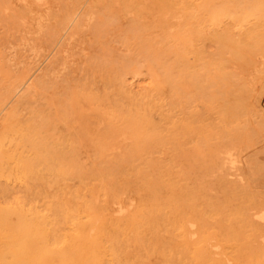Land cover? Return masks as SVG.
<instances>
[{
  "label": "rangeland",
  "instance_id": "374dc122",
  "mask_svg": "<svg viewBox=\"0 0 264 264\" xmlns=\"http://www.w3.org/2000/svg\"><path fill=\"white\" fill-rule=\"evenodd\" d=\"M244 1L0 0V264H19L21 248L23 264H264V3L247 11ZM112 142L119 147L106 150Z\"/></svg>",
  "mask_w": 264,
  "mask_h": 264
},
{
  "label": "bare ground",
  "instance_id": "6f19581e",
  "mask_svg": "<svg viewBox=\"0 0 264 264\" xmlns=\"http://www.w3.org/2000/svg\"><path fill=\"white\" fill-rule=\"evenodd\" d=\"M243 1H244V0H243ZM246 1L248 2V0H246ZM86 2H87V1H86ZM210 2H211V1H210ZM240 2H241V0H240ZM238 3H239V2H237V4H238ZM245 3H246V2L244 1V4H245ZM248 3H250V1H249ZM248 3H247V4H248ZM263 3H264V0H251V6L249 5L248 7H246V8H247V11H249V10H251V9H255L256 11H259L260 8L262 7ZM169 4H170V3H169ZM237 4H236V6H237ZM244 4H242V2H241L240 6L242 7ZM183 6H184V5H183ZM238 6H239V4H238ZM245 6H246V4H245ZM34 7H35V6H34ZM48 7H49V6H48ZM263 7H264V6H263ZM171 8H172V7H171ZM236 8H238V7H236ZM239 8H240V7H239ZM239 8H238V9H239ZM32 9H33V8H32ZM161 9H162V8H161ZM185 9H186V8H185ZM188 9H189V8H188ZM208 9H209V7H208ZM213 9H215V8H213ZM168 10H169V9H168ZM206 10H207V9H206ZM221 10H222V9H221ZM239 10H240V9H239ZM33 11H34V10H33ZM43 11H44V10H43ZM162 11H163V10H161V12H162ZM243 11H245V10H243ZM44 12H45V11H44ZM163 12H164V11H163ZM229 13H230V12H229ZM248 13H249V12H248ZM35 14H36V13H35ZM35 14H34V15H35ZM206 14H207V13H206ZM227 14H228V12H227ZM230 14H231V13H230ZM232 14H233V13H232ZM232 14H231V15H232ZM260 14H261V13H260ZM260 14H259V15H260ZM263 14H264V13H263ZM233 15H234V14H233ZM235 15H236V14H235ZM46 16H47V14H46ZM228 16H229V15H228ZM256 16H257V13H256ZM261 16H262V15H261ZM42 17H43V16H42ZM233 17H234V16H233ZM235 17H236V16H235ZM235 17H234V18H235ZM257 17H258V16H257ZM70 18H71V17H70ZM72 18H74V17H72ZM87 18H88V17H87ZM245 18H246V17H245ZM46 19H47V18H46ZM74 19H75V18H74ZM236 19L239 20L238 17H237ZM42 20H43V19H42ZM44 22H45V21H44ZM212 25H213V24H212ZM15 26H16V25H15ZM68 26H69V25H68ZM86 26H87V25H86ZM209 31H210V30H209ZM65 32H66V31H65ZM28 33H29V32H28ZM42 34H43V33H42ZM74 35H75V34H74ZM28 36H29V35H28ZM202 37H203V35H202ZM51 39H52V38H51ZM81 39H82V38H81ZM23 41H24V39H23ZM28 41H29V40H28ZM33 46H34V45H33ZM65 47H66V46H65ZM12 48H13V47H12ZM33 48H34V47H33ZM49 48H50V46H49ZM52 50H53V49H52ZM65 50H66V49H65ZM36 51H37V50H36ZM52 53H53V52H52ZM144 53H145V52H144ZM16 54H17V53H16ZM68 58H69V57H68ZM68 58H67V59H68ZM4 62H6V61H4ZM4 65H5V64H4ZM39 66H40V65H39ZM38 70H39V69H38ZM60 70H61V69H60ZM17 71H18V70H17ZM43 71H44V70H43ZM20 72H21V71H20ZM12 74H13V73H12ZM13 75H15V73H14ZM17 75H19V74L17 73ZM33 76H34V75H33ZM11 77H13V76H11ZM16 77H18V76H16ZM16 77H15V78H16ZM28 77H29V76H28ZM5 78H6V77H5ZM18 78H19V77H18ZM10 79H11V78H10ZM4 80H5V79H4ZM7 80H8V79H7ZM13 80H14V79H13ZM19 82H20V81H19ZM22 82H23V81H21L20 83H16L17 86H18V84H21ZM23 83H24V82H23ZM29 83H30V82H29ZM36 83H37V82H36ZM40 83H41V82H40ZM40 83H39V81H38V85H40ZM16 84H15V85H16ZM41 84H42V83H41ZM9 85L11 86V84H9ZM15 85H14V86H15ZM35 85H36V84H35ZM72 85H73V84H72ZM6 86H7V84H6ZM21 86H22V85H21ZM29 86H30V85H29ZM31 86H32V85H31ZM31 86L28 87V89L31 88ZM25 87H26V86H25ZM32 87H33V86H32ZM8 88H9V86H8ZM18 88H19V87H18ZM20 88H21V87H20ZM3 89H4V88H3ZM14 89H15V87H14ZM22 89H23V88H22ZM28 89H26V91H27ZM42 89H43V88H42ZM8 90H9V89H8ZM15 90H16V89H15ZM29 90H30V89H29ZM11 91H12V90H11ZM11 91H10V92H11ZM19 91H20V90H19ZM21 91H22V90H21ZM26 91H25V92H26ZM31 91H34V90H31ZM37 91H38V90H37ZM50 91H51V89H50ZM1 92H2V91H1ZM4 92H6V90H5ZM7 92H8V91H7ZM28 92H29V91H28ZM41 92H42V90H41ZM2 93H3V92H2ZM8 93H9V92H8ZM11 93H12V92H11ZM15 93H17V92H14V95H15ZM21 93H22V92H21ZM21 93H20V94H21ZM32 93H34V92H32ZM6 94H7V93H6ZM9 94H10V93H9ZM20 94H19L18 96L25 95V94H21V95H20ZM29 94H30V93H28V95H29ZM34 94H36V93H34ZM1 95H2V97H3V95H5V93H4V94H1ZM52 95H54V94H52ZM106 95H107V94H106ZM5 96H6V95H5ZM8 96H10V95H8ZM12 96H13V95H12ZM12 96H11V98H12ZM40 96H41V95H40ZM42 96H43V95H42ZM47 96H49V95H47ZM25 97H27V96H25ZM43 97H44V96H43ZM50 97H51V96H50ZM90 97H91V96H90ZM23 98H24V96H23ZM40 98H41V97H40ZM47 98H48V97H47ZM57 98H58V97H57ZM52 99H53V98H52ZM2 100H5V98H2ZM20 100H22V99H20ZM38 100L40 101L41 99L38 98L36 101H38ZM53 100H55V99H53ZM9 101H10V100H9ZM24 101H28V100L26 99V100H24ZM57 101L60 102L58 99H57ZM165 101H166V100H165ZM21 102H23V100H22ZM42 102H43V101H42ZM42 102H41V103H42ZM157 102H158V101H157ZM0 103H1V101H0ZM2 103H3V102H2ZM8 103H9V102H8ZM8 103H7V104H8ZM26 103H27V102H26ZM74 103H76V102H74ZM110 103H111V102H110ZM3 104L5 105L6 102L3 103ZM28 104H29V102H28ZM30 104H32V103H30ZM76 104H77V103H76ZM56 105H57V104H56ZM77 105H78V104H77ZM83 105H84V104H83ZM162 105H163V104H162ZM5 106H6V105H5ZM22 106H24V105H22ZM28 106H29V105H28ZM43 106H44V105H43ZM64 106H65V105H64ZM85 106H86V105H85ZM88 106H89V105H88ZM1 107H2V106H1ZM3 107H4V106H3ZM26 107H27V106H26ZM26 107H24L23 109L25 110ZM55 107H56V106H55ZM60 107H61V106H60ZM62 107H63V106H62ZM97 107H98V105H97ZM27 108H29V107H27ZM36 108H37V107H36ZM36 108H35V109H36ZM52 108H53V107H52ZM57 108H58V107H57ZM112 108H113V107H112ZM2 109H3V108H2ZM47 109H48V108H47ZM55 109H56V108H55ZM55 109H54V111H55ZM59 109L62 110L61 108H59ZM164 109H165V108H164ZM30 110H31V109H30ZM60 110H59V111H60ZM103 110H104V109H103ZM16 111H17V110H16ZM31 111H32V110H31ZM44 111H45V110H44ZM52 111H53V109H52ZM67 111H68V110H67ZM67 111H66V112H67ZM0 112H1V110H0ZM28 112H29V111H28ZM37 112H38V111H37ZM103 112H105V111H103ZM109 112H110V111H109ZM135 113H136V111H135ZM30 114H31V113H30ZM40 114H41V113H40ZM43 114H44V113H43ZM63 114H64V113H63ZM141 114H142V113H141ZM28 115H29V114H28ZM31 115H32V114H31ZM33 115H34V114H33ZM33 115H32V116H33ZM38 115H39V114H38ZM46 115H47V114H46ZM52 115H53V114H52ZM107 115H108V114H107ZM107 115H106V116H107ZM121 115H122V114H121ZM139 115H140V114H139ZM139 115H138V116H139ZM144 115H145V114H144ZM1 116H2V115H1ZM34 116H37V115H34ZM106 116H105V117H106ZM37 117H38V116H37ZM37 117H35L34 119H36ZM48 117H49V115H48ZM60 117H61V115H60ZM67 117H68V115H67ZM69 117H70V116H69ZM136 117H137V116H136ZM145 117H146V116H145ZM148 118H149V117H148ZM0 119H1V118H0ZM34 119L32 118V120H34ZM43 119H44V118H43ZM48 119H49V118H48ZM133 119H134V118H133ZM133 119H132V120H133ZM138 119L140 120V118H138ZM141 119H142V118H141ZM26 120H27V118H26ZM62 120H63V119H62ZM69 120H70V119H69ZM106 120H108V119H106ZM11 121H12V120H11ZM30 121H31V120H30ZM30 121H28V122H30ZM35 121H36V120H35ZM41 121H42V119L40 120V122H41ZM108 121H111V120H108ZM130 121H131V120H130ZM63 122H64V121H62V123H63ZM98 122H99V121H98ZM135 122H136V121H135ZM152 122H153V121H152ZM36 123H39V122H36ZM41 123H43V122H41ZM47 123H49V120H48ZM65 123H67V122H65ZM70 123H71V120H70ZM125 123H126V122H125ZM140 123H141V122H140ZM34 124H35V123H34ZM34 124H33V127H34ZM129 124L132 126V124H131L130 122H129ZM138 124H139V123H138ZM35 125H37V124H35ZM38 125L40 126L41 124L39 123ZM52 125H54L53 122H52ZM153 125H154V124H153ZM41 126H42V125H41ZM57 126H58V125H57ZM57 126H56V127H57ZM80 126H81V124H80ZM89 126H90V125H89ZM127 126H128V124H127ZM127 126L125 125V128H126ZM33 127H32V128H33ZM43 127H45V126L43 125ZM51 127H52V126H51ZM71 127H72V126H71ZM86 127H87V126H86ZM150 127H151V126H150ZM30 128H31V127H30ZM34 128H35V127H34ZM38 128H39V130L41 129V132H42V128H40V127H38ZM95 128H96V127H95ZM110 128H113V127L110 126ZM122 128H123V127H122ZM122 128H118V129L121 130ZM155 128H156V127H155ZM13 129H14V128H13ZM35 129H36V128H35ZM53 129H54V128H53ZM74 129H75V128H74ZM78 129H79V128H78ZM78 129H77V130H78ZM83 129H84V128H83ZM90 129H91V128H90ZM126 129H127V128H126ZM128 129H129V128H128ZM130 129H131V128H130ZM151 129H152V128H151ZM32 130H33V129H32ZM32 130H31V131H32ZM39 130H38V131H39ZM48 130H50V128H49ZM113 130H114V129H113ZM29 131H30V130H29ZM75 131H76V130H75ZM116 131H117V130H116ZM150 131H152V130H150ZM150 131H149L148 133H150ZM193 131H194V130H193ZM46 132H47V131H46ZM46 132H45V133H46ZM48 132H49V131H48ZM81 132H82V131H81ZM83 132H84V131H83ZM111 132H112V131H111ZM111 132H110V133H111ZM155 132H156V130H155ZM157 132H158V131H157ZM23 133H24V132H23ZM27 133H28V132H27ZM42 133H43V132H42ZM45 133H43V134H45ZM70 133H71V132H70ZM84 133H85V132H84ZM116 133H117V132H116ZM121 133H122V132H121ZM130 133H131V132H130ZM148 133H146V134H148ZM151 133H152V132H151ZM11 134H12V133H11ZM16 134H17V133H16ZM29 134H30V133H29ZM82 134H83V133H82ZM106 134H107V133H106ZM132 134H133V133H132ZM132 134H131V135H132ZM134 134H136V133H134ZM160 134H161V133H160ZM14 135H15V134H14ZM24 135H26V134H24ZM39 135H40V134H38V136H39ZM69 135H70V134H69ZM71 135H72V134H71ZM71 135H70V136H71ZM107 135H108V137H111L112 135H113V137L116 136V134H113V133H111V134H107ZM107 135H106V136H107ZM151 135H154V133L151 134ZM155 135H157V137L159 136L158 134H155ZM36 136H37V135H36ZM40 136H41V135H40ZM42 136H43V135H42ZM81 136H83V135H81ZM85 136H86V135H85ZM102 136H103V135H102ZM102 136H101V138H102ZM104 136H105V135H104ZM119 136H120V135H119ZM22 137H23V136H22ZM28 137H29V136H28ZM49 137H51V136H49ZM79 137H80V134H79ZM108 137H107V138H108ZM113 137H112V138H113ZM134 137H136V136H134ZM153 137H156V136H153ZM160 137H161V136H160ZM162 137H163V136H162ZM5 138H6V137H5ZM36 138H37V137H36ZM95 138H96V137H95ZM145 138H147V137H145ZM145 138H144V139H145ZM158 138H159V137H158ZM167 138H168V137H167ZM16 139H17V138H16ZM27 139H28V138H27ZM62 139H63V138H62ZM71 139H72V138H71ZM136 139H137V138H136ZM151 139H152V138H151ZM151 139H150V140H151ZM154 139H156V138H154ZM159 139H161V138H159ZM33 140H34V139H33ZM49 140H50V139H49ZM55 140H56V139H55ZM60 140H61V139H60ZM91 140H92V139H91ZM93 140H94V138H93ZM120 140H121V139H120ZM120 140H119V141H120ZM145 140H146V139H145ZM157 140H158V139H157ZM38 141H40V140H38ZM87 141H88V140H87ZM94 141H96V140H94ZM101 141H102V140H100V143H101ZM103 141H104V140H103ZM113 141H114V140H113ZM121 141H122V140H121ZM151 141H152V140H151ZM154 141H155V140H154ZM48 142H49V141H48ZM51 142H52V140H51ZM62 142H63V140H62ZM73 142H74V141H73ZM129 142H130V141H129ZM146 142H147V141H146ZM149 142H150V141H149ZM156 142H157V141H156ZM161 142H162V140H161ZM24 143H25V142H24ZM34 143H35V142H34ZM36 143H37V140H36ZM45 143H47V142H46V137H45ZM58 143H59V142H58ZM83 143H84V142H83ZM85 143H86V142H85ZM118 143H119V142H118ZM118 143H116V142H112V143L108 144L107 146H105V147H106L105 149H106V150H110V149L115 150L116 148L119 147ZM140 143H142V142H140ZM144 143H145V142H144ZM154 143H155V142H154ZM8 144H9V143H8ZM37 144H38V143H37ZM41 144H42V143H41ZM41 144H40V149H41V147L43 146V145L41 146ZM53 144H55V143H53ZM87 144H88V143H87ZM120 144H121V143H120ZM124 144H125V143H124ZM181 144H182V143H181ZM18 145H19V144H18ZM32 145H33V144H32ZM57 145H58V144H57ZM70 145H71V144H70ZM89 145H90V144H89ZM104 145H105V144H104ZM122 145H123V144H122ZM122 145H121V146H122ZM149 145H151V144H149ZM149 145L147 144L146 147L148 148ZM33 146H34V145H33ZM35 146H37V145L35 144ZM46 146H47V144H46ZM75 146H76V144H75L74 147H73L74 149H76ZM123 146H124V145H123ZM50 147H51V146H50ZM56 147H58V146H56ZM56 147H55V148H56ZM71 147H72V145H71ZM82 147H83V145H82ZM91 147H92V146H91ZM125 147H126V146H125ZM146 147H145V148H146ZM16 148H17V146H16ZM33 148H34V147H33ZM36 148H37V147H36ZM43 148H44V147H43ZM43 148H42V149H43ZM101 148H102V147H101ZM147 148H146V149H147ZM153 148H154V146H153ZM155 148H156V146H155ZM155 148H154L153 150H156ZM11 149H12V148H11ZM34 149H35V148H34ZM132 149H133V147H132ZM135 149H136V148H135ZM146 149H145V151H146ZM149 149H150V148H149ZM149 149H148V150H149ZM151 149H152V148H151ZM151 149H150V150H151ZM158 149H159V148H158ZM44 150H45V149H44ZM47 150H49V149H48V146H47ZM51 150H53V149H50V150H49V153H50ZM70 150H71V149H70ZM82 150H83V149H82ZM87 150H88V149H87ZM87 150H85V151H83V152H81V153H80V152L77 153V151H76V153H75L76 159H77L78 161H79V160H82V159H87V158H88V154H89V152H88ZM97 150H98V149H97ZM100 150H102V149H100ZM123 150H124V148H123ZM148 150H147V151H148ZM3 151H4V150H3ZM9 151H10V150H9ZM56 151H57V150H56ZM61 151H62V148H61ZM61 151H60V152H61ZM66 151H67V150H66ZM89 151H90V150H89ZM38 152H39V151H38ZM46 152H47V151H46ZM52 152H54V151H52ZM63 152H64V151H62V154H60L61 156H65V154H64ZM70 152H71V151H70ZM92 152L97 153L96 151H92ZM112 152H113V151H112ZM112 152H111V153H112ZM114 152H115V151H114ZM116 152H117V151H116ZM116 152H115V153H116ZM121 152H122V148H121ZM125 152H126V150H125ZM18 153H19V152H18ZM39 153H41V152H39ZM104 153H105V152H104ZM119 153H120V152H119ZM133 153H134V152H133ZM143 153H144V151H143ZM69 154H70V153H69ZM100 154H101V153H100ZM13 155H14V154H13ZM37 155H39V154H37ZM42 155H43V154H42ZM44 155H45V154H44ZM52 155H54V157L56 156L55 153L52 154ZM57 155H58V154H57ZM71 155H72V152H71ZM73 155H74V154H73ZM120 155H121V154H120ZM139 155H141V154H139ZM34 156H35V155H34ZM61 156H60V157L58 156V157L61 158ZM69 156H70V155H69ZM93 156H94V155H93ZM116 156H117V155H115V157H116ZM130 156H131V155H130ZM134 156H135V155H134ZM37 157H38V156H37ZM50 157H52V156H50ZM54 157H53V158H54ZM66 157H67V156H66ZM105 157H106V156H105ZM107 157H108V156H107ZM135 157H136V156H135ZM135 157H134V158H135ZM119 158H121V157H119ZM127 158H128V157H127ZM137 158H139V156H138ZM17 159H18V158H17ZM38 159H39V158H37V160H38ZM64 159H65V158H64ZM106 159H107V158H106ZM116 159H117V158H116ZM125 159H126V158H125ZM128 159H129V158H128ZM42 160H43V159H42ZM47 160H48V157H47ZM65 160H66V159H65ZM91 160H94V159L91 158ZM113 160H114V159L112 158V161H113ZM131 160H132V159H131ZM135 160H136V159H135ZM54 161H55V158H54ZM66 161H67V160H66ZM70 161H71V160H70ZM101 161H102V160H101ZM114 161H115V160H114ZM125 161H126V160H125ZM128 161L130 162V159H129ZM128 161H127V162H128ZM38 162H39V161H38ZM42 162H43V161H42ZM42 162H41V163H42ZM47 162H48V161H47ZM56 162H57V160H56ZM56 162H55V163H56ZM62 162H64V161H62ZM62 162H61V163H62ZM132 162H134V161H132ZM150 162H151V161H150ZM159 162H160V161H159ZM159 162H158V163H159ZM8 163H9V162H8ZM33 163H34V162H33ZM35 163H36V162H35ZM35 163H34L32 166H34ZM41 163H40V164H41ZM49 163L51 164V162H48V165H49ZM55 163H54V165L57 166L58 164H55ZM61 163H59V164H61ZM65 163H66V162H65ZM87 163H88V162H87ZM97 163H99V162H97ZM2 164H3V163H2ZM44 164H45V163H44ZM44 164H43V165H44ZM46 164H47V163H46ZM66 164H67V163H66ZM69 164H70V163H69ZM88 164H89V163H88ZM102 164H103V165H106V164H104L103 162L101 163V165H102ZM108 164H109V161H108ZM110 164H113V163L110 161ZM110 164H109V165H110ZM156 164H157V162H156ZM19 165H20V164H19ZM29 165H30V164H28V166H29ZM52 165H53V164H52ZM52 165H51V166H52ZM70 165H71V164H70ZM74 165H77V164L75 163ZM90 165H92V164H90ZM101 165H100V166H101ZM109 165H108V166H109ZM121 165H123V163H122ZM132 165H133V164H132ZM146 165H147V164H146ZM160 165H161V164H160ZM180 165H181V164H180ZM199 165H200V164H199ZM199 165H198V166H199ZM28 166H27V168H28ZM61 166H62V165H61ZM61 166H60V167H61ZM66 166H67V165H66ZM123 166H124V165H123ZM49 167H50V166H49ZM62 167H63V166H62ZM85 167H86V166H85ZM97 167H98V166H97ZM97 167H96V169H97ZM111 167H114V166L112 165ZM117 167H120V164H119V166L117 165ZM117 167H116V168H117ZM141 167H142V166H141ZM199 167H200V166H199ZM24 168H26V166H24ZM50 168H51V167H50ZM52 168H53V170H52V169H51V170H52V173H53L55 170H54V167H52ZM78 168H79V167H78ZM80 168H81V167H80ZM98 168H99V167H98ZM116 168H114L115 171H116ZM121 168H122V167H121ZM123 168H124V167H123ZM127 168H128V167H127ZM159 168H161V167H159ZM164 168H165V167H164ZM33 169H34V168H33ZM36 169H37V168H36ZM38 169H39V168H38ZM44 169H45V168H44ZM44 169H43V170H44ZM69 169H70V168H69ZM85 169H86V168H85ZM90 169H91V168H90ZM108 169H109V168H108ZM128 169H129V168H128ZM128 169H127V170H128ZM143 169H145V168H143ZM143 169H142V171H143ZM161 169H162V168H161ZM161 169H160V170H161ZM170 169H172V168H170ZM199 169H200V168H199ZM5 170H6V169H5ZM18 170H19V169H18ZM23 170H24V169H23ZM27 170H28V169H27ZM59 170H60V169H59ZM61 170H62V169H61ZM70 170H71V169H70ZM76 170H77V169H76ZM80 170H82V169H80ZM91 170H93L92 172H94V169H91ZM109 170H113V169H109ZM109 170H107V171H109ZM119 170H120V169H119ZM119 170H118V171H119ZM146 170H147V169H146ZM151 170H152V169H151ZM158 170H159V169H158ZM166 170H167V169H166ZM168 170H169V169H168ZM178 170H179V169H178ZM178 170H177V171H178ZM182 170H183V169H182ZM13 171H14V170H13ZM29 171H30V170H28L27 172H29ZM39 171H40V169H39ZM39 171H38V172H39ZM46 171H47V170H46ZM49 171H50V170H49ZM56 171H58V170H56ZM66 171H67V170H66ZM68 171H69V170H68ZM72 171H73V170H72ZM87 171H88V170H87ZM115 171H112V172L115 173ZM118 171H117V172H118ZM148 171H149V170H148ZM161 171H162V170H161ZM202 171H203V170H202ZM21 172H22V171H21ZM30 172H31V171H30ZM38 172H37V173H38ZM41 172H42V171H41ZM60 172H61V171H60ZM77 172H78V171H77ZM90 172H91V171L89 170V172H87V173H90ZM101 172H102V171H101ZM117 172H116V177L120 174V173H118V175H117ZM132 172H133V171H132ZM132 172H131V173H132ZM156 172H157V171H156ZM158 172H159V171H158ZM158 172H157V173H158ZM174 172H176V171H174ZM12 173H13V172H12ZM42 173H43V172H42ZM48 173H51V171L48 172ZM52 173H51V174H52ZM58 173H59V171H58ZM61 173H62V175H63V172H61ZM65 173L67 174V172H65ZM85 173H86V172H85ZM87 173H86V174H87ZM102 173H103V172H102ZM105 173H106V172H105ZM109 173H110V172H109ZM114 173H112V174H114ZM131 173H130V174H131ZM138 173H139V172H138ZM143 173H144V171H143ZM29 174H31V173H29ZM29 174H28V175H29ZM70 174H71V172H69L68 175H70ZM72 174H73V173H72ZM94 174H96V173H94ZM94 174L90 173L89 175H90V176H91V175L93 176ZM103 174H104V173H103ZM110 174H111V173H110ZM130 174H128V175H130ZM163 174H164V173H163ZM179 174H180V173H179ZM37 175H39V174H37ZM45 175H46V174H45ZM55 175H56V174H54V176H55ZM73 175H74V174H73ZM77 175H78V174H77ZM83 175H84V174H83ZM89 175H88V176H89ZM104 175H105V174H104ZM148 175H149V174H148ZM180 175H183V176H184V174H180ZM186 175H187V173H186ZM186 175H185V176H186ZM86 176H87V175H86ZM97 176H99V173H98ZM113 176H115V175H113ZM113 176H112V178H113ZM135 176H138V175H135ZM141 176H142V175H141ZM159 176H160V175H159ZM176 176H177V175H176ZM178 176H179V175H178ZM42 177H44V176H42ZM65 177H66V176H65ZM72 177H73V176H72ZM129 177H130V176H129ZM157 177H158V176H157ZM179 177H180V176H179ZM81 178H83V177L81 176ZM86 178H87V177H86ZM112 178H110V181H111ZM124 178H125V177H124ZM127 178H128V177H127ZM134 178H135V177H134ZM134 178H133V179H134ZM142 178H143V177H142ZM146 178H147V177H145V179H146ZM155 178H156V174H155ZM155 178H154V179H155ZM12 179H13V178H12ZM115 179H116V178H115ZM147 179H148V178H147ZM171 179H172V178H171ZM134 180H137V179H134ZM140 180H141V178H140ZM149 180H150V179H149ZM151 180H152V179H151ZM164 180H165V179H164ZM10 181H11V180H10ZM114 181H115V180H114ZM119 181H120V180H119ZM138 181H139V180H138ZM169 181H170V179H169ZM103 182H104V181H103ZM125 182H126V181H125ZM131 182H132V181H131ZM149 182H150V181H149ZM196 182H197V181H196ZM109 183H110V182H109ZM113 183H114V182H113ZM116 183H117V181H116ZM151 183H152V182H151ZM167 183H168V182H167ZM145 184H146V183H145ZM152 184H153V183H152ZM71 185H72V184H71ZM104 185H105V184H104ZM111 185H113V184H111ZM131 185H133V183H132ZM136 185H139V184L136 182ZM141 185H142V184H141ZM95 186H96V185H95ZM97 186H98V185H97ZM105 186H107V185H105ZM125 186H126V184H125ZM134 186H135V185H134ZM156 186H157V185H156ZM156 186H155V187H156ZM184 186H185V185H184ZM70 187H71V186H70ZM90 187H91V186H90ZM123 187H124V186H123ZM126 187H127V186H126ZM145 187H147V186H145ZM152 187H153V186H152ZM152 187H151V188H152ZM155 187H154V188H155ZM162 187H163V186H162ZM164 187H165V186H164ZM182 187H183V185H182ZM91 188H92V187H91ZM94 188H95V187H94ZM107 188H109V187L107 186ZM114 188H115V187H114ZM116 188H117V186H116ZM135 188H136V187H135ZM166 188H167V187H166ZM166 188H165V189H166ZM187 188H188V187H187ZM187 188H186V189H187ZM111 189H112V188H111ZM124 189H125V188H124ZM140 189H141V188H140ZM159 189H160V188H159ZM106 190H107V189H106ZM116 190H117V189H116ZM119 190H120V188H119ZM130 190L132 191V189H130ZM142 190H143V189H142ZM144 190H146V188H145ZM151 190H153V189H151ZM167 190H168V188H167ZM204 190H205V189H204ZM114 191H115V190H113L112 194L114 193ZM127 191H128V187H127ZM131 191H130V192H131ZM134 191H135V190H134ZM146 191H147V190H146ZM163 191H164V189H163ZM200 191H201V190H200ZM90 192H91V191H90ZM110 192H111V191H110ZM115 192H116V191H115ZM135 192H138V191H135ZM139 192H140V191H139ZM81 193H82V192H81ZM101 193H102V192H101ZM160 193H163V192L160 191ZM181 193H182V192H181ZM29 194H30V193H29ZM108 194H110V193H108ZM112 194H111V196H110V195H109V196L113 199V197H112L113 195H112ZM135 194H136V193H135ZM140 194H141V193H140ZM142 194H143V193H142ZM164 194H165V193H164ZM195 194H196V193H195ZM229 194H230V193H229ZM234 194H235V192H234ZM78 195H79V194H78ZM100 195H101V194H100ZM127 195H128V194H127ZM151 195H152V194H151ZM193 195H194V194H193ZM197 195H198V194H197ZM128 196H129V195H128ZM130 196H131V195H130ZM142 196H144V195H142ZM147 196H149V195H147ZM228 196H229V195H228ZM105 197H106V196H105ZM125 197H127V196H125ZM125 197H124V198H125ZM152 197H153V196H152ZM152 197H151V199H153ZM161 197H162V196H161ZM191 197H192V196H191ZM63 198H64V197H63ZM100 198H102V197L100 196ZM119 198H120V197H119ZM188 198H189V197H188ZM122 199H123V198H122ZM126 199H128V197H127ZM138 199H139V198H138ZM154 199H155V198H154ZM162 199H163V198H160V199L158 198V200H162ZM172 199H173V198H172ZM183 199H184V198H183ZM190 199H191V198H190ZM66 200H67V198H66ZM87 200H89V199H87ZM114 200H115V199H114ZM117 200H118V198H117ZM145 200H146V199H145ZM148 200L150 201V199H148ZM115 201H116V200H115ZM118 201H119V200H118ZM122 201H124V200H122ZM143 201H144V200H143ZM149 201H148L147 203L150 204L151 202H149ZM183 201H184V200H183ZM70 202H71V201H70ZM93 202H94V201H93ZM99 202H100V201H99ZM108 202H109V201H108ZM128 202H129V201H128ZM128 202H127V203H128ZM168 202H169V201H168ZM180 202H181V201H180ZM65 203H67V202H65ZM78 203H79V202H78ZM110 203H111V202H110ZM140 203H143V202H140ZM147 203H146V204H147ZM155 203H157V202L155 201ZM170 203H171V201H170ZM170 203H169V204H170ZM69 204H70V203H69ZM73 204H74V203H73ZM81 204H83V203L81 202ZM107 204H108V203H107ZM124 204H125V203H124ZM159 204H160V203H159ZM159 204H157V205H159ZM175 204H176V203H175ZM85 205H87V203H85ZM85 205H84L83 207H86ZM140 205H141V204H140ZM144 205H145V204H144ZM173 205H174V204H173ZM11 206H12V205H11ZM78 206H79V205H78ZM97 206H98V205H97ZM151 206H153V205H151ZM159 206H160V205H159ZM159 206H158V207H159ZM163 206H164V204L162 205V207H163ZM174 206H175V205H174ZM213 206H214V205H213ZM36 207H37V206H36ZM66 207H67V206H66ZM100 207H101V206H100ZM109 207H110V206H109ZM149 207H150V206H149ZM24 208H25V207H24ZM68 208H70V207L68 206ZM78 208H80V207H78ZM111 208H112V207H111ZM133 208H135V207H133ZM138 208H139V207H138ZM144 208H145V207H144ZM156 208H157V207H156ZM182 208H183V206H182ZM243 208H245V207H243ZM82 209H83V208H82ZM84 209H86V208H84ZM142 209H143V208H141V210H142ZM157 209H158V208H157ZM176 209H177V208H176ZM185 209H186V208H185ZM189 209H190V208H189ZM196 209H197V208H196ZM223 209H224V208H223ZM250 209H251V208H250ZM250 209H248V210H250ZM257 209H258V208H257ZM260 209H261V208H260ZM77 210H78V209H77ZM86 210H87V209H86ZM180 210H181V209H180ZM180 210H179V211H180ZM187 210H188V209H187ZM187 210H186V211H187ZM30 211L33 212V210H30ZM93 211H94V210H93ZM99 211H100V209H99ZM132 211H133V210H132ZM188 211H190V210H188ZM193 211H195V208L193 209ZM225 211H226V210H225ZM80 212H82V211H80ZM90 212H91V211H90ZM134 212H135V209H134ZM199 212H200V211H199ZM229 212H230V211H229ZM241 212H242V211H241ZM248 212H249V211H248ZM251 212H252V211H251ZM3 213H4V212H3ZM85 213H86V212H85ZM101 213H103V212H101ZM144 213H145V212H143V214H144ZM245 213H247V212H245ZM14 214H15V213H14ZM19 214H20V213H19ZM37 214H38V213H37ZM80 214H81V213H79V215H78V214H77V215L80 217ZM92 214H93V213H92ZM135 214H136V213H135ZM138 214H139V213H138ZM174 214H175V213H174ZM191 214H192V211H191ZM191 214H190V215H191ZM230 214H231V213H230ZM44 215H45V214H44ZM69 215H70V214H69ZM106 215H107V213H106ZM131 215H132V214H131ZM139 215H140V214H139ZM160 215H161V214H160ZM160 215H159V216H160ZM190 215H189V216H190ZM19 216H22V215H19ZM23 216H26V215L23 214ZM29 216H30V215H29ZM31 216H32V215H31ZM31 216H30V217H31ZM35 216H36V215H35ZM67 216H68V214H67ZM107 216H108V215H107ZM144 216H145V214H144ZM148 216H149V215H148ZM159 216H158V218H159ZM184 216H185V215H184ZM184 216H183V217H184ZM191 216H192V215H191ZM220 216H221V215H220ZM225 216H226V215H225ZM91 217H93V215H91ZM112 217H113V216H112ZM130 217H131V216H130ZM152 217H153V216H152ZM172 217H174V216L172 215ZM176 217H177V216H176ZM223 217H224V216H223ZM21 218H22V217H21ZM28 218H29V217H28ZM32 218H34V220H35V217H32ZM47 218H48V217H47ZM47 218H46V219H47ZM81 218H83V217L81 216ZM100 218H101V217H100ZM120 218H121V217H120ZM123 218H124V217H123ZM128 218H129V216H128ZM128 218H127V219H128ZM160 218H161V217H160ZM174 218H175V217H174ZM195 218H196V217H195ZM195 218H194V220H196ZM198 218H199V217H198ZM203 218H204V217H203ZM203 218H202V219H203ZM236 218H238V216H237ZM245 218H246V217H245ZM245 218H244V219H245ZM22 219H24V217H23ZM49 219H50V218H49ZM49 219H48V220H49ZM52 219H53V218H52ZM138 219H139V218H138ZM156 219H157V218H156ZM156 219H155V220H156ZM178 219H179V218H178ZM178 219H177V221H176V218H175V223H177L178 221H180V220H178ZM185 219H188V217L185 218ZM185 219H184V220H185ZM218 219H219V218H218ZM232 219H233V218H232ZM234 219H235V218H234ZM261 219H262V222L264 223V216H262ZM261 219H260V220H261ZM34 220H33V221H34ZM38 220H39V219H37L36 221H38ZM92 220H93V219H92ZM107 220H109V218H108ZM107 220H106V221H107ZM111 220H112V219H111ZM118 220H119V219H118ZM121 220H122V219H121ZM121 220H120V221H121ZM125 220H126V219H125ZM125 220H124V221H125ZM182 220H183V219H182ZM182 220H181V221H182ZM184 220H183V221H184ZM191 220H192V219H191ZM198 220H199V219H198ZM198 220H197V221H198ZM208 220H209V219H208ZM219 220L222 221V218L219 219ZM219 220H218V221H219ZM230 220H231V219H230ZM236 220H237V219H236ZM236 220H235V221H236ZM238 220H239V219H238ZM31 221H32V219H31ZM31 221H30V222H31ZM43 221H44V220H43ZM49 221H50V220H49ZM120 221H119V222H115V223H120ZM122 221H123V220H122ZM122 221H121V222H122ZM136 221H138V220H136ZM185 221H186V220H185ZM185 221H184V222H185ZM257 221H258V220H257ZM25 222H26V221L21 222V223H22V224H25ZM89 222H90V221H89ZM113 222H114V220H113ZM125 222H126V221H125ZM141 222H142V220H141ZM141 222H140V223H141ZM147 222H148V220H147ZM151 222H152V221H151ZM157 222H158V221H157ZM233 222H234V221H233ZM258 222H259V221H258ZM31 223H33V222H31ZM31 223H30V224H31ZM34 223H35V222H34ZM38 223H39V222H38ZM45 223H46V222H45ZM76 223H78V222H76ZM91 223H93V222L91 221ZM91 223H90V225H91ZM105 223H106V222H105ZM107 223H108V222H107ZM111 223H112V222H111ZM111 223H110V225H111ZM123 223H124V222H123ZM179 223H180V222H179ZM179 223H178V224H179ZM197 223H198V222H197ZM242 223H243V222H242ZM26 224H27V223H26ZM36 224H37V223H36ZM36 224H35V226L37 227ZM46 224H47V223H46ZM98 224H99V223H98ZM126 224H127V223H126ZM135 224H136V223H135ZM167 224H168V223H167ZM180 224H181V223H180ZM204 224H206V223L204 222ZM204 224H202V225H204ZM213 224H214V223H213ZM217 224H218V222H217ZM217 224H216V225H217ZM236 224H237V223H236ZM245 224H247V223H245ZM20 225H21V224H20ZM39 225H40V224H39ZM39 225H38V226H39ZM124 225H125V223H124ZM142 225H144V224H142ZM174 225H175V224H174ZM174 225H173V226H174ZM176 225H177V224H176ZM202 225H201V226H202ZM224 225H225V224H224ZM254 225H255V224H254ZM17 226H18V225H17ZM21 226H22V225H21ZM24 226H25V225H24ZM26 226H27V225H26ZM67 226H69V224H68ZM105 226H106V224H105L103 227H105ZM125 226H126V225H125ZM205 226H206V225H205ZM217 226H218V225H217ZM252 226H253V225H252ZM259 226H260V225H259ZM33 227H34V226H33ZM40 227H41V226H39V228H40ZM45 227H47V226H45ZM72 227H73V226H72ZM76 227H79V225L76 226ZM76 227H75V228H76ZM87 227H89V226H87ZM92 227H93V226H92ZM94 227H95V226H94ZM107 227H108V226H107ZM113 227H114V226H113ZM120 227H121V226H120ZM123 227H124V226H123ZM160 227H161V226H160ZM178 227H180V225H179V226L177 225V228H178ZM218 227H219V226H218ZM20 228H21V227H20ZM25 228H26V227H25ZM25 228H24V229H25ZM28 228H29V227H28ZM31 228H32V227H31ZM31 228H30V229H31ZM97 228H98V227H97ZM97 228H96V229H97ZM101 228H102V227H101ZM105 228H106V227H105ZM109 228H110V226H109ZM115 228H116V227H115ZM125 228H126V227H125ZM134 228H135V227H134ZM145 228H147V227H145ZM162 228H163V227H162ZM180 228H183V224H182V227H180ZM196 228H197V227H196ZM205 228H207V227H205ZM219 228H220V227H219ZM259 228H260V227H259ZM261 228H262V227H261ZM41 229H42V227L40 228V230H41ZM45 229H46V228H45ZM45 229H44V230H45ZM80 229H81V228H80ZM86 229H87V228H86ZM119 229H120V228H119ZM119 229L117 228V231H118ZM148 229H149V227H148ZM172 229H173V228H172ZM175 229H176V226H175ZM203 229H204V228H203ZM211 229H212V228H211ZM215 229H216V228H215ZM221 229H223V228H221ZM229 229H230V228H229ZM252 229H253V228H252ZM263 229H264V228H263ZM34 230H35V229H34ZM37 230H38V229H37ZM40 230H38V231H40ZM49 230H50V229H49ZM65 230H66V229H65ZM75 230H77V229H75ZM124 230H125V229H124ZM124 230H121V231H124ZM173 230H174V229H173ZM184 230H185V232H186V229H185V228H184ZM206 230H207V229H206ZM212 230H213V229H212ZM232 230H233V229H232ZM22 231H23V230H22ZM22 231H21V232H22ZM24 231H25V230H24ZM35 231H36V230H35ZM70 231H71V229H70ZM77 231H78V230H77ZM109 231H110V230H109ZM113 231H115V230H113ZM121 231H120V232H121ZM136 231H137V230H136ZM147 231H148V230H147ZM161 231H162V230H161ZM178 231H179V229H178ZM178 231L175 230V232H178ZM180 231H181V230H180ZM191 231H192V230H191ZM204 231H205V230H204ZM215 231H216V233H218L217 230H215ZM19 232H20V231H19ZM26 232H27V231H26ZM42 232H43V231H42ZM51 232H52V230H51ZM71 232H72V231H71ZM81 232L83 233L84 231H81ZM86 232H87V230H86ZM96 232H97V230H96ZM99 232H100V231H99ZM110 232H111V231H110ZM134 232H135V231H134ZM153 232H154V231H153ZM170 232H171V231H170ZM185 232H183V233H185ZM196 232H197V231H196ZM202 232H203V231H202ZM208 232H209V231H208ZM263 232H264V231H263ZM11 233H12V232H11ZM30 233H32V232H30ZM30 233H29V235L31 236ZM33 233H35V232H33ZM45 233H46V232H45ZM65 233H66V232H65ZM72 233H73V232H72ZM77 233H79V231H78ZM103 233H104V232H103ZM117 233H118V232H117ZM129 233H130V231H129ZM129 233H127L128 236H129ZM172 233H174V232L172 231ZM172 233H171V234H172ZM183 233H182V234H183ZM209 233H210V232H209ZM211 233H212V231H211ZM21 234H22V233H21ZM21 234H20V235H21ZM23 234L25 235V232H24ZM23 234H22L21 236H23ZM27 234H28V232H27ZM38 234H39V233H38ZM41 234H42V233H41ZM41 234H40V235H41ZM62 234H64V233H62ZM66 234H67V233H66ZM73 234H74V233H73ZM87 234H88V232H87ZM94 234H95V233H94ZM100 234H101V233H99V235H100ZM114 234H115V232H114ZM121 234H122V233H121ZM125 234H126V233H125ZM135 234H136V233H135ZM147 234H148V233H147ZM169 234H170V233H169ZM204 234H207V233H204ZM214 234H215V233H214ZM243 234H244V233H243ZM255 234H256V233H255ZM10 235H11V234H10ZM14 235H15V234H14ZM67 235H68V234H67ZM77 235H81V234H77ZM85 235H86V234H85ZM85 235L83 234V239H81V237H80V239H81L82 241H83V240L85 241V238H84ZM91 235H92V234H91ZM99 235H98V236H99ZM132 235H133V234H132ZM136 235H137V234H136ZM136 235H135V236H136ZM150 235H151V234H150ZM155 235H157V234H155ZM158 235H162V234L158 233ZM172 235H173V234H172ZM176 235H178V233H177ZM180 235H181V234H180ZM202 235H203V234H202ZM236 235H237V233H236ZM38 236H39V235H38ZM63 236H64V235H63ZM69 236H70V235H69ZM100 236H101V238H102L103 234L100 235ZM106 236H107V235H106ZM135 236H134V237H135ZM168 236H169V235H168ZM174 236H175V235H174ZM178 236H179V235H178ZM183 236H184V235H183ZM207 236H208V235H207ZM215 236H216V235H215ZM35 237H36V236H35ZM73 237H74V236H73ZM91 237H92V236H91ZM104 237H105V236H104ZM112 237H113V236H112ZM120 237H121V235H120ZM130 237H131V236H130ZM136 237H137V236H136ZM152 237H153V236H152ZM158 237H160V236H158ZM162 237H163V236H162ZM172 237H173V236H172ZM172 237H171V238H172ZM233 237H234V236H233ZM244 237H245V236H244ZM18 238H20V237L18 236ZM21 238H22V237H21ZM24 238H25V236H24ZM24 238H22V239H24ZM28 238H29V237H28ZM30 238H32V237H30ZM33 238H34V236H33ZM38 238H39V237H36L35 240H37ZM40 238H41V237H40ZM44 238H45V237H44ZM50 238H51V236H50ZM75 238H76V237H75ZM75 238H74V239H75ZM86 238H88V237H86ZM101 238H100V239H101ZM109 238H110V237H109ZM109 238H108V239H109ZM127 238H128V237H127ZM139 238H140V236H139ZM155 238H156V237H155ZM171 238H169V239H171ZM181 238H182V237H181ZM186 238H187V237H186ZM197 238L199 239V237H197ZM6 239H7V238H6ZM12 239H13V238H12ZM12 239H11V240H12ZM41 239H42V238H41ZM71 239H72V238H71ZM95 239H96V238H95ZM97 239H99V238H97ZM97 239H96V240H97ZM129 239H130V238H129ZM140 239H141V238H140ZM161 239H162V238H161ZM172 239H173V238H172ZM184 239H185V238H184ZM200 239H201V238H200ZM216 239H219V238H216ZM221 239H222V238H221ZM221 239H220L219 241H221ZM240 239H241V238H240ZM244 239H246V238H244ZM255 239H256V238H255ZM259 239H260V238H259ZM8 240H9V239H8ZM14 240L16 241V239H14ZM14 240H13V241H14ZM24 240H25V239H24ZM39 240H40V239H39ZM39 240H38V241H39ZM46 240H47V239H46ZM51 240H53V239L51 238ZM106 240H107V239H106ZM130 240H131V239H130ZM137 240H138V238H137ZM146 240H148V239H146ZM177 240H178V239H177ZM181 240H182V239H181ZM181 240H180V241H181ZM204 240H205V238H204ZM206 240H207V239H206ZM26 241H27V238H26ZM32 241H33V240H32ZM32 241H31V242H32ZM44 241H45V240H44ZM66 241H67V240H66ZM66 241L64 240L65 243H66ZM76 241H78V238H76L73 242L76 243ZM109 241H111V240H109ZM140 241H141V240H140ZM170 241H171V240H170ZM172 241L174 242V240H172ZM187 241H188V239H187ZM199 241H200V240H199ZM227 241H228V240H227ZM227 241H226V242H227ZM6 242H7V241H6ZM23 242H25V241H23ZM31 242H30V244H31ZM45 242H46V241H45ZM45 242H44V243H45ZM51 242H52V241H51ZM64 242H63V243H64ZM67 242H68V241H67ZM79 242H80V240L78 241V243H79ZM87 242H88V241H87ZM90 242H92L91 239H90ZM90 242H89V243H90ZM100 242H101V241H100ZM102 242H103V240H102ZM130 242H132V240H131ZM133 242H134V241H133ZM164 242H165V241H164ZM213 242H215V241H213ZM244 242H245V241H244ZM21 243H22V241H21ZM25 243H26V242H25ZM32 243H33V242H32ZM37 243H38V242H37ZM37 243H36V245H37ZM70 243H71V242H70ZM113 243H115V242H113ZM122 243H123V242H122ZM138 243H140V242L138 241ZM144 243H145V242H144ZM155 243H157V242L155 241L154 244H155ZM220 243H221V242H220ZM229 243H230V242H229ZM38 244H39V243H38ZM40 244L43 245L42 243H40ZM72 244H73V243H72ZM94 244H95V243H94ZM94 244H93V246H94ZM104 244H105V243H104ZM111 244H112V243H111ZM133 244H134V243H133ZM147 244H148V243H147ZM160 244H162V243H160ZM169 244H170V243H169ZM171 244H172V243H171ZM184 244H185V243H184ZM184 244H183V245H184ZM198 244H200V242H199ZM255 244H256V243H255ZM17 245H18V244H17ZM28 245H29V243H28ZM44 245H45V244H44ZM66 245H67V244H66ZM75 245H77V244H75ZM75 245H74V246H75ZM102 245H103V244H102ZM138 245H139V244H138ZM156 245H157V244H156ZM183 245H182V246H183ZM202 245H203V244H202ZM227 245H228V244H227ZM231 245H232V244H231ZM233 245H235V244H233ZM242 245H243V244H242ZM250 245H251V244H250ZM250 245H248V246H250ZM30 246H31V247H30ZM30 246H29V247L27 246V247H28L29 249H31V248H32V245H30ZM34 246H35V245H34ZM45 246H46V245H45ZM48 246H49V245H48ZM48 246H47V247H48ZM63 246H64V245H63ZM83 246H84V244H83ZM96 246H97V245H96ZM96 246H95V247H96ZM105 246H106V245H105ZM126 246H127V245H126ZM172 246H174V245H172ZM47 247H45V248H47ZM49 247H50V246H49ZM157 247H158V246H157ZM178 247H180V246H178ZM178 247H175V248H178ZM183 247H184V246H183ZM191 247H192V246H191ZM194 247H196V245H195ZM199 247H200V246H199ZM201 247H202V246H201ZM204 247H205V246H204ZM209 247H210V246H209ZM228 247H229V246H228ZM230 247H231V246H230ZM230 247H229V248H230ZM236 247H237V246H236ZM243 247H244V246H243ZM257 247H258V246H257ZM25 248H26V246H25ZM35 248H36V247H35ZM40 248H41V247H40ZM78 248H79V247H78ZM78 248H77V250L74 248V249H75V253H78V252H79V251H78ZM102 248H104V247H102ZM123 248H124V247H123ZM125 248H126V247H125ZM132 248H134V247H132ZM149 248H150V245H149ZM149 248H148V250H149ZM170 248H171V246H170ZM172 248H174V247H172ZM175 248H174V249H175ZM196 248H197V247H196ZM196 248H195V249H196ZM249 248H250V247H249ZM262 248H263V247H262ZM10 249H11V248H10ZM33 249H34V248H33ZM52 249H53V248H52ZM66 249H67V248H66ZM66 249H65L66 252H68V251L71 250L70 248H68V250H66ZM69 249H70V250H69ZM86 249H88V248H86ZM100 249H101V247H100ZM104 249H105V248H104ZM145 249H146V247H145ZM181 249L185 250L184 248H181ZM186 249H188V248H186ZM210 249H211V247H210ZM233 249H234V247H233ZM242 249H243V248H242ZM247 249H248V248H247ZM263 249H264V248H263ZM11 250H12V249H11ZM15 250H16V249H15ZM38 250H39V248H38L36 251H38ZM49 250H50V249H49ZM97 250H99V247H98ZM123 250H124V249H123ZM131 250H132V249H130V251H131ZM135 250H136V249H135ZM193 250H194V249H193ZM193 250H192V251H193ZM196 250H197V249H196ZM250 250H251V249H250ZM254 250H255V249H254ZM256 250H257V249H256ZM256 250H255V251H256ZM258 250H259V249H258ZM16 251H17V250H16ZM27 251H28V249H27ZM45 251H46V250H45ZM59 251H60V250H59ZM71 251H72V250H71ZM76 251H77V252H76ZM83 251H84V249H83ZM92 251H93V250H92ZM99 251H100V250H99ZM108 251H109V249L106 250V252H108ZM176 251H177V250H176ZM231 251H232V250H231ZM238 251H239V250H238ZM241 251H242V250H241ZM255 251H254V252H255ZM1 252H2V251H1ZM41 252H43V251H41ZM54 252H55V251H54ZM63 252H64V250H63ZM94 252H95V250H94ZM125 252H126V251H125ZM158 252H159V251H158ZM186 252H187V251H186ZM229 252H230V251H229ZM245 252H246V250H245ZM245 252H244V253H245ZM251 252H252V250H251ZM256 252H257V251H256ZM32 253H33V252H32ZM57 253H58V252H57ZM83 253H84V252H83ZM83 253H82V255H83ZM135 253H136V252H135ZM192 253H193V252H192ZM192 253H191V254H192ZM198 253L200 254V252H198ZM208 253H209V252H208ZM217 253H218V252H217ZM244 253H243V254H244ZM248 253H249V252H248ZM14 254H15V251H14ZM28 254H31L30 251L28 252ZM45 254H46V253H45ZM63 254H64V253H63ZM68 254H69V252H68ZM95 254H96V253H95ZM103 254H104V252H103ZM103 254H101V255L103 256ZM188 254H189V253H188ZM199 254H198V255H199ZM245 254H246V253H245ZM15 255H16V256H15V258H16L15 260L17 261V263L19 262V264H20V262H21V263L23 262V260H24L23 258H26V256H24V251H23L22 248H21V249H18V251L16 252ZM32 255H33V254H32ZM35 255H36V254H35ZM47 255H49V254L47 253ZM108 255H109V254H108ZM115 255H117L116 252H115ZM118 255H119V253H118ZM132 255H133V254H132ZM139 255H140V254H139ZM189 255H190V254H189ZM258 255H259V254H258ZM27 256H28V255H27ZM30 256H31V255H30ZM30 256H29V257H30ZM42 256H43V254H42ZM49 256H50V255H49ZM52 256L54 257V256H56V255H52ZM52 256H51V257H52ZM70 256H73V254L70 255ZM70 256H69V257H70ZM74 256H76V255L74 254ZM126 256H127V255H126ZM143 256H144V254L142 253V257H143ZM199 256H200V255H199ZM260 256H261V255H260ZM12 257H13V256H12ZM29 257H28V259H29ZM32 257H33V256H31V258H32ZM36 257H37V256H36ZM79 257H80V256H79ZM100 257H101V256H100ZM129 257H130V256H129ZM142 257H141V258H142ZM191 257H192V256H191ZM204 257H205V256H204ZM239 257H240V256H239ZM31 258H30V259H31ZM60 258H61V257H60ZM87 258H88V257H87ZM117 258H118V257H117ZM124 258H125V256H124ZM182 258H184V257H182ZM188 258H189V257H188ZM192 258H193V257H192ZM213 258H214V257H213ZM251 258H252V257H251ZM254 258H255V257H254ZM39 259H40V258H39ZM66 259H67V258H66ZM74 259H75V257H74ZM74 259L72 260V262L74 261ZM95 259H98V257L95 258ZM95 259H94V260H95ZM102 259L104 260L103 257H102ZM112 259H113V258H112ZM193 259H195V258H193ZM207 259H208V258H207ZM215 259H217V258H215ZM11 260H12V259H11ZM59 260H61V259H59ZM59 260H58V261H59ZM67 260H68V259H67ZM67 260H66V261H67ZM88 260H90V259H88ZM136 260H138V259H136ZM195 260H196V259H195ZM197 260L200 262V259H199L198 257H197ZM203 260H204V259H203ZM242 260H244V259H242ZM28 261H29V260H28ZM28 261H27V264H28V263L31 264L30 261H29V262H28ZM54 261H55V259H54ZM58 261H57V262H58ZM61 261H63V260H61ZM61 261H60V262H61ZM66 261H65L63 264H66V263L68 264V262H66ZM69 261H71V260H69ZM85 261L87 262L86 258H85ZM91 261L93 262V260H91ZM91 261H90V262H91ZM138 261H139V260H138ZM138 261H136V262H138ZM201 261H202V259H201ZM204 261H205V260H204ZM207 261H208V260H207ZM207 261H206V262H207ZM219 261H220V260H219ZM235 261H236V260H235ZM252 261H253V260H252ZM8 262H9V261H8ZM34 262H35V261H34ZM34 262H33V263H34ZM57 262H56V264H57ZM60 262H59V263H60ZM76 262H77V260L75 261V263H76ZM95 262H96V261H94V263H95ZM100 262H102V261H100ZM143 262H144V261H143ZM188 262H189V260H188ZM188 262H186V263H188ZM194 262H195V261H194ZM194 262H193V263H194ZM196 262H197V261H196ZM223 262H224V261H223ZM223 262H222V263H223ZM23 263H24V262H23ZM23 263H22V264H23ZM25 263H26V261H25ZM37 263H40V262H37ZM37 263H35V264H37ZM41 263H42V262H41ZM69 263H70V262H69ZM80 263H81V261H80ZM83 263H84V262H83ZM88 263H89V262H88ZM97 263H98V262H97ZM220 263H221V261H220ZM222 263H221V264H222ZM236 263H237V262H236ZM247 263H248V262H247ZM249 263H250V262H249ZM259 263H260V262H259ZM8 264H10V263H8ZM11 264H12V263H11ZM14 264H16V262H14ZM46 264H47V263H46ZM51 264H52V263H51ZM53 264H55V263H53ZM61 264H62V263H61ZM70 264H71V263H70ZM76 264H77V263H76ZM85 264H86V263H85ZM95 264H96V263H95ZM98 264H99V263H98ZM100 264H101V263H100ZM103 264H105V263H103ZM107 264H108V263H107ZM120 264H121V263H120ZM123 264H124V263H123ZM152 264H153V263H152ZM200 264H201V263H200ZM223 264H224V263H223Z\"/></svg>",
  "mask_w": 264,
  "mask_h": 264
}]
</instances>
